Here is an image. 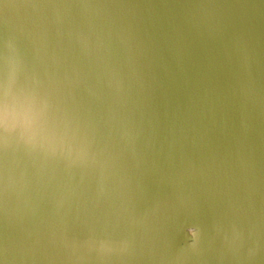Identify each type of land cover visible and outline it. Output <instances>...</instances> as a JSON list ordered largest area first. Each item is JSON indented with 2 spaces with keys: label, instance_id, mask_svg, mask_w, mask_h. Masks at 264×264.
Instances as JSON below:
<instances>
[{
  "label": "water",
  "instance_id": "water-1",
  "mask_svg": "<svg viewBox=\"0 0 264 264\" xmlns=\"http://www.w3.org/2000/svg\"><path fill=\"white\" fill-rule=\"evenodd\" d=\"M0 91V264H264V0H0Z\"/></svg>",
  "mask_w": 264,
  "mask_h": 264
},
{
  "label": "bare ground",
  "instance_id": "bare-ground-1",
  "mask_svg": "<svg viewBox=\"0 0 264 264\" xmlns=\"http://www.w3.org/2000/svg\"><path fill=\"white\" fill-rule=\"evenodd\" d=\"M0 110L5 111V112H15V113H20L23 114L24 118L21 119L23 122H28L30 121L31 117L25 113V106L23 103L20 101H17L10 97L6 92L0 91ZM197 230L195 228L190 229V233L192 236L196 235Z\"/></svg>",
  "mask_w": 264,
  "mask_h": 264
}]
</instances>
